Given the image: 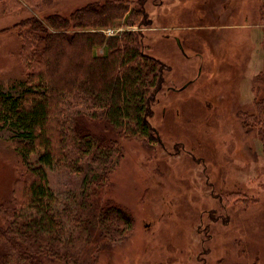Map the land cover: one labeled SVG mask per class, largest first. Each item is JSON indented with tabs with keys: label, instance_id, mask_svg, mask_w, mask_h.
I'll return each instance as SVG.
<instances>
[{
	"label": "rangeland",
	"instance_id": "374dc122",
	"mask_svg": "<svg viewBox=\"0 0 264 264\" xmlns=\"http://www.w3.org/2000/svg\"><path fill=\"white\" fill-rule=\"evenodd\" d=\"M106 1L60 0L12 13L0 1V88L9 90L27 74L19 22L33 15L69 17ZM262 4L145 0L153 22L142 30L143 42L170 69L151 118L161 143L120 140L124 156L100 202L127 210L135 228L125 243L104 245L96 264H264V153L258 130L246 132L241 118L264 96L255 83L264 72ZM36 161L32 155L30 162ZM22 164L10 135L1 133L0 208ZM46 172L56 193L82 186L81 176ZM95 247L80 261L90 264Z\"/></svg>",
	"mask_w": 264,
	"mask_h": 264
},
{
	"label": "trees",
	"instance_id": "16d2710c",
	"mask_svg": "<svg viewBox=\"0 0 264 264\" xmlns=\"http://www.w3.org/2000/svg\"><path fill=\"white\" fill-rule=\"evenodd\" d=\"M0 1L12 13L60 0ZM152 22L145 0H109L16 25L27 74L0 88V134L23 164L0 208V264H89L80 257L92 244L96 264L106 245L134 232L127 210L100 199L124 156L120 140L161 143L151 118L170 69L147 53L142 30ZM255 83L264 88V72ZM241 118L246 132L258 130L264 153V96ZM46 168L81 176L80 190L56 193Z\"/></svg>",
	"mask_w": 264,
	"mask_h": 264
},
{
	"label": "water",
	"instance_id": "95a60500",
	"mask_svg": "<svg viewBox=\"0 0 264 264\" xmlns=\"http://www.w3.org/2000/svg\"><path fill=\"white\" fill-rule=\"evenodd\" d=\"M178 43H179L180 48L183 50L182 44L179 39H178Z\"/></svg>",
	"mask_w": 264,
	"mask_h": 264
}]
</instances>
